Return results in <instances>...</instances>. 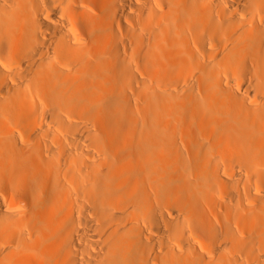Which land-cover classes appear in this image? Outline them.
<instances>
[{"label": "bare ground", "instance_id": "bare-ground-1", "mask_svg": "<svg viewBox=\"0 0 264 264\" xmlns=\"http://www.w3.org/2000/svg\"><path fill=\"white\" fill-rule=\"evenodd\" d=\"M0 264H264V0H0Z\"/></svg>", "mask_w": 264, "mask_h": 264}]
</instances>
